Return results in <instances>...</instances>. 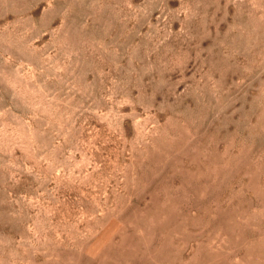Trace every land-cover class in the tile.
<instances>
[{
    "label": "rangeland",
    "instance_id": "rangeland-1",
    "mask_svg": "<svg viewBox=\"0 0 264 264\" xmlns=\"http://www.w3.org/2000/svg\"><path fill=\"white\" fill-rule=\"evenodd\" d=\"M0 264H264V0H0Z\"/></svg>",
    "mask_w": 264,
    "mask_h": 264
}]
</instances>
